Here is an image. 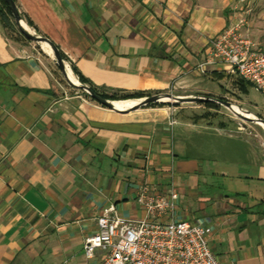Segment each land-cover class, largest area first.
<instances>
[{"label":"crops","instance_id":"obj_1","mask_svg":"<svg viewBox=\"0 0 264 264\" xmlns=\"http://www.w3.org/2000/svg\"><path fill=\"white\" fill-rule=\"evenodd\" d=\"M16 4L104 92L215 99L226 95L229 70L211 63L210 43L247 12L235 0ZM248 31L261 50L264 36ZM53 60L43 46L10 37L0 20V264H97L104 252L85 257V237L110 206L142 216V184L174 186V218L211 226L223 264H264V150L241 122L215 101L117 112L70 93Z\"/></svg>","mask_w":264,"mask_h":264},{"label":"built area","instance_id":"obj_2","mask_svg":"<svg viewBox=\"0 0 264 264\" xmlns=\"http://www.w3.org/2000/svg\"><path fill=\"white\" fill-rule=\"evenodd\" d=\"M245 25L241 17L214 36L210 61H222L230 73L251 81L264 94V51L257 49ZM179 197L174 186L158 191L142 184L136 195L142 216L122 217L114 206L105 209L97 219L98 229L84 239L85 257L94 259L102 250L97 264H223L210 245L211 226L174 218Z\"/></svg>","mask_w":264,"mask_h":264},{"label":"rangeland","instance_id":"obj_3","mask_svg":"<svg viewBox=\"0 0 264 264\" xmlns=\"http://www.w3.org/2000/svg\"><path fill=\"white\" fill-rule=\"evenodd\" d=\"M235 2H237V4L239 3V6L237 8V10H239L240 12H246V21H247V25L244 26V30L245 32H248V28L250 30L251 35H253V37L255 39H259L262 36H264V0H235ZM243 8H242V7ZM244 16V15H242ZM23 23L25 24V27L28 28V30L30 32H33L37 35H40L36 32V30L32 27H30L25 19L23 18ZM262 40V44L260 47V51L264 50V39L263 37L261 38ZM25 40V39H24ZM28 41V40H26ZM34 44H36L37 48H41V46H43V43L41 42H37V41H33L31 40ZM30 41V42H31ZM29 42V41H28ZM37 42V43H35ZM40 43V44H39ZM257 47V46H256ZM44 48V47H43ZM49 55L51 57L54 58L53 61L56 62L55 56L51 52H49ZM211 56V55H210ZM220 60H212L211 63H215L218 62ZM66 67L71 69V63H70V59L68 58L67 60H64ZM222 62V61H221ZM57 64V63H56ZM54 65V63H53ZM59 71V76L58 78L64 79V74L62 71ZM227 78L226 80V88H225V93L224 97H220V99L223 100H227L229 103H231L232 105H236L237 107L241 108L242 111L244 112H249L248 110L250 108H254L256 110V113H252L253 116L257 117L258 119H263L264 120V94L261 93L255 86H250V84H248V82L244 79H242L238 74L236 73H230L227 72ZM209 83L208 81L205 82ZM210 87H215L214 83H209ZM217 87V86H216ZM75 93V92H79L83 95H85L84 91L76 88V89H71L70 93ZM86 96V95H85ZM87 97V96H86ZM219 99V100H220ZM172 102L174 104H177L179 102H176L174 100H165L163 102L160 103H165V102ZM218 106L223 107L224 110L226 111L228 117H230V119H233V121L238 120L239 122H243L242 124L245 126V130L246 132H250L249 134H251L252 136H255V139H257V142L260 144L262 143L261 147L264 150V127L259 124L256 121H246V120H242L236 113H234V111L231 108L226 107L224 104H218ZM250 113V112H249ZM216 117V116H214ZM216 134V132H214ZM216 144H215V151L217 152L218 156H222L224 155V153L222 151H224V147L226 145L223 144V146L219 143V141H222L220 139H218L219 137H216ZM224 141V140H223ZM218 142V143H217Z\"/></svg>","mask_w":264,"mask_h":264},{"label":"water","instance_id":"obj_4","mask_svg":"<svg viewBox=\"0 0 264 264\" xmlns=\"http://www.w3.org/2000/svg\"><path fill=\"white\" fill-rule=\"evenodd\" d=\"M6 1L9 4L12 15H14V18H15V23H16L18 29L21 31V33L30 41L33 40V41H37V42H41V43H47L50 46L53 55L55 56L56 63L59 66L60 71L63 72V74H64L66 80L69 82V84L75 88L77 87L81 90H84L85 92H87L90 95V97L95 98L100 104H102L104 106L106 105L109 108H111L117 112H120L123 110L132 111V110L137 109V108L145 107V106L149 105V103L163 102L165 100H174L176 102H187V103L215 101L217 103L224 104L228 108H231L234 111V113H236L242 120H246V121L251 120V121L258 122L259 124H261V123L264 124L263 119H260V118L258 119L257 117H255L253 115L252 116L251 115L250 116L245 115L243 112H241V108H240V110H237L236 108L233 107L234 105L229 103L227 100H223V99L219 100V99H215V98L209 97V96H206V97L196 96V95H192V96L177 95V96H175L169 92H163V93H156V94L150 95L148 97H143L140 99L128 100V101H131L133 103L132 105H130L128 107L122 106L123 102H128V101H123V100L116 101V100L109 99V98H103L101 95L96 93L88 85L81 84L79 81L74 82L69 76V72L67 70L66 64L64 62L63 57L60 55V50H59L58 46L56 45V43L52 42L47 36L45 37V36L37 35L33 32H30L28 30V28H26L23 25V17L19 12V9H18L16 2L14 0H6ZM241 123H243V122H241Z\"/></svg>","mask_w":264,"mask_h":264},{"label":"trees","instance_id":"obj_5","mask_svg":"<svg viewBox=\"0 0 264 264\" xmlns=\"http://www.w3.org/2000/svg\"><path fill=\"white\" fill-rule=\"evenodd\" d=\"M16 2V0H14ZM22 15V14H21ZM0 20L1 23L3 24L4 28L7 30V33L10 37H19L25 40L30 41L29 39H27L22 33L21 31L18 29L16 23H15V18L14 15H12L11 9L9 7V4L7 3L6 0H0ZM28 25L32 26L33 22L28 20ZM60 55L63 57L64 60L68 59V56H66L64 54V52L60 49ZM58 66V65H57ZM71 70L74 71V73L77 75L78 80L81 84H86L89 87H91L96 93H98L99 95H101L103 98H109V99H113L116 101H128V100H134V99H140L143 97H148L151 94H146L144 91H134V92H129L123 89H119V90H115L113 92H108V91H102L98 88V86H96V84H94L91 80H89L88 78H86L80 70H78V68L71 63ZM59 69V66H58ZM60 70V69H59ZM56 76H59V72H56L55 74ZM248 84H250V86L254 87V84L251 81H247ZM73 87V86H71ZM77 88V87H76ZM74 87V89H76ZM84 91V90H83ZM85 95L88 98H92L90 97V95L85 92ZM93 100L97 101L95 98H92ZM207 103H209L210 105L216 106L217 104L214 103L213 101H206ZM157 104H162L160 102H154V103H149V105H157ZM147 105V106H149Z\"/></svg>","mask_w":264,"mask_h":264},{"label":"bare ground","instance_id":"obj_6","mask_svg":"<svg viewBox=\"0 0 264 264\" xmlns=\"http://www.w3.org/2000/svg\"><path fill=\"white\" fill-rule=\"evenodd\" d=\"M23 25L25 26V24L23 23ZM43 47L45 48V49H47V51L48 52H51V48H50V46L47 44V43H43ZM67 70H68V72H69V76H70V78L71 79H73V76H72V72H71V70H69V68H67ZM133 103L131 102V101H128V102H123L122 103V106H130V105H132ZM234 108H236L237 110H240V108H238L236 105L235 106H233ZM241 112H243L245 115H248V116H252V113L250 112H244V111H242L241 110ZM261 125L264 127V124L263 123H261Z\"/></svg>","mask_w":264,"mask_h":264}]
</instances>
